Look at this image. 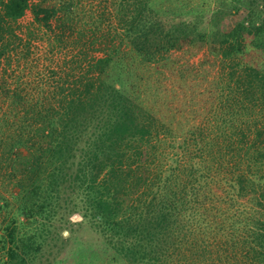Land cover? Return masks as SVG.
Instances as JSON below:
<instances>
[{
  "label": "trees",
  "instance_id": "16d2710c",
  "mask_svg": "<svg viewBox=\"0 0 264 264\" xmlns=\"http://www.w3.org/2000/svg\"><path fill=\"white\" fill-rule=\"evenodd\" d=\"M49 1L0 0V61L29 10L59 21L62 53L47 89L0 80V185L17 191H0V264H264V0H119L121 43L92 60L96 41ZM150 65L209 88L146 104Z\"/></svg>",
  "mask_w": 264,
  "mask_h": 264
},
{
  "label": "rangeland",
  "instance_id": "374dc122",
  "mask_svg": "<svg viewBox=\"0 0 264 264\" xmlns=\"http://www.w3.org/2000/svg\"><path fill=\"white\" fill-rule=\"evenodd\" d=\"M66 3V6H70L72 10L71 17L73 18V25L75 39L78 33H85L87 37L84 39L86 42L96 41V47L88 46L89 59H97L109 54L113 47H117V43H121L120 36L117 35V31L120 29L119 20L115 19L116 11L119 8V0H61ZM54 0H50L49 4H54ZM62 3V2H61ZM62 5V4H61ZM166 9H203L205 11L217 10L218 8L232 9L231 2L229 0H165L163 5H159ZM64 13L59 15V18H63ZM54 31H50L46 27L39 25L35 21L32 10H29L26 15L16 25L17 33L20 35L22 42L17 47L16 51L11 50L10 57L3 58L0 61V80L2 77H6L7 85L11 89L18 87L28 88L30 92L41 89H47L48 83L53 82V79L59 80L57 71L59 68L58 62L61 52H51V44L58 46L56 40V33H61V30L57 28L59 21L57 19L52 22ZM99 28V29H98ZM96 30V31H95ZM60 39V38H59ZM32 40V42H30ZM83 40V41H84ZM30 42V44H29ZM70 44V40H69ZM100 46L105 50H97ZM77 49H82L78 47ZM75 54L76 50H64ZM51 53V54H50ZM66 54V53H65ZM64 56V55H63ZM72 56V55H70ZM204 57V53L195 58L192 62L199 63ZM207 65L208 69L209 66ZM56 73V75H54ZM82 73L78 70V74ZM165 73V74H164ZM167 70L161 68L160 65H150L145 68L143 73V82L141 84L140 99L144 100L146 104L156 105L160 107L163 104L169 102L176 104L177 107L183 108L186 102L190 104L192 93L200 92L208 89L209 85L202 83L197 85L192 84V80H187L186 83L180 82L181 85H171L169 80H165ZM215 72L209 78V81L213 80ZM183 75L188 77V72L183 71ZM180 79L178 80L179 83ZM185 83V84H184ZM1 84V83H0ZM203 85V86H202ZM182 93V94H180ZM183 93L187 94V98H184ZM7 106L0 98V111ZM3 111V110H2ZM2 112H0L1 114ZM185 120L182 116H178L179 119ZM194 120L193 117L189 118ZM203 118H198L201 121ZM0 191L6 196L12 197L11 193L17 191L9 189L6 192L0 185ZM69 235L66 231L65 235ZM66 235V236H67Z\"/></svg>",
  "mask_w": 264,
  "mask_h": 264
},
{
  "label": "water",
  "instance_id": "95a60500",
  "mask_svg": "<svg viewBox=\"0 0 264 264\" xmlns=\"http://www.w3.org/2000/svg\"><path fill=\"white\" fill-rule=\"evenodd\" d=\"M66 235H67V233H66Z\"/></svg>",
  "mask_w": 264,
  "mask_h": 264
}]
</instances>
